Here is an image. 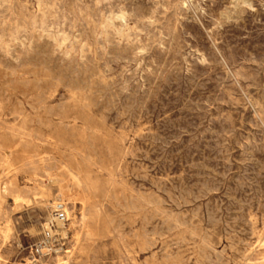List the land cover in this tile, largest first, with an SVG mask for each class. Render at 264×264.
<instances>
[{
    "label": "rangeland",
    "instance_id": "obj_1",
    "mask_svg": "<svg viewBox=\"0 0 264 264\" xmlns=\"http://www.w3.org/2000/svg\"><path fill=\"white\" fill-rule=\"evenodd\" d=\"M0 264H264V0H0Z\"/></svg>",
    "mask_w": 264,
    "mask_h": 264
},
{
    "label": "built area",
    "instance_id": "obj_2",
    "mask_svg": "<svg viewBox=\"0 0 264 264\" xmlns=\"http://www.w3.org/2000/svg\"><path fill=\"white\" fill-rule=\"evenodd\" d=\"M68 222L67 206L63 201L53 204L52 215L43 227L41 239L34 245L35 254L41 258L54 252L55 243L58 237L57 228L64 227Z\"/></svg>",
    "mask_w": 264,
    "mask_h": 264
},
{
    "label": "bare ground",
    "instance_id": "obj_3",
    "mask_svg": "<svg viewBox=\"0 0 264 264\" xmlns=\"http://www.w3.org/2000/svg\"><path fill=\"white\" fill-rule=\"evenodd\" d=\"M76 176V175H75ZM79 179V178H78ZM60 195V194H59ZM85 219V218H84Z\"/></svg>",
    "mask_w": 264,
    "mask_h": 264
}]
</instances>
